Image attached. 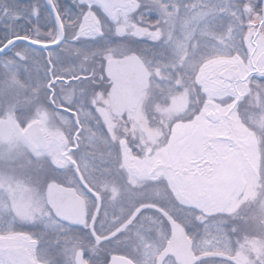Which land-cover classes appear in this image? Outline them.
I'll return each instance as SVG.
<instances>
[{
  "label": "snow or ice",
  "instance_id": "obj_1",
  "mask_svg": "<svg viewBox=\"0 0 264 264\" xmlns=\"http://www.w3.org/2000/svg\"><path fill=\"white\" fill-rule=\"evenodd\" d=\"M0 264H264V0H0Z\"/></svg>",
  "mask_w": 264,
  "mask_h": 264
}]
</instances>
